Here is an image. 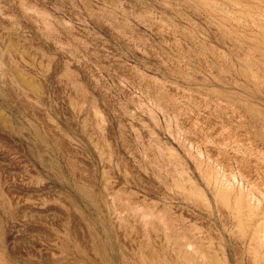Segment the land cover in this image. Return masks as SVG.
<instances>
[{"label": "rangeland", "instance_id": "obj_1", "mask_svg": "<svg viewBox=\"0 0 264 264\" xmlns=\"http://www.w3.org/2000/svg\"><path fill=\"white\" fill-rule=\"evenodd\" d=\"M0 264H264V0H0Z\"/></svg>", "mask_w": 264, "mask_h": 264}, {"label": "bare ground", "instance_id": "obj_2", "mask_svg": "<svg viewBox=\"0 0 264 264\" xmlns=\"http://www.w3.org/2000/svg\"><path fill=\"white\" fill-rule=\"evenodd\" d=\"M186 258V257H185ZM188 258V257H187Z\"/></svg>", "mask_w": 264, "mask_h": 264}]
</instances>
